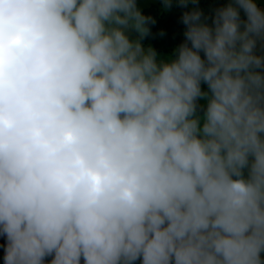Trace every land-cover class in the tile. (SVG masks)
Returning <instances> with one entry per match:
<instances>
[{
  "label": "clouds",
  "instance_id": "clouds-1",
  "mask_svg": "<svg viewBox=\"0 0 264 264\" xmlns=\"http://www.w3.org/2000/svg\"><path fill=\"white\" fill-rule=\"evenodd\" d=\"M208 19L158 61L136 0H0L4 264H264V8Z\"/></svg>",
  "mask_w": 264,
  "mask_h": 264
},
{
  "label": "trees",
  "instance_id": "trees-1",
  "mask_svg": "<svg viewBox=\"0 0 264 264\" xmlns=\"http://www.w3.org/2000/svg\"><path fill=\"white\" fill-rule=\"evenodd\" d=\"M225 2L226 0H198L197 4L189 3L187 7L181 6L178 0H171L170 7L165 4V0L153 3L142 11V15L151 18L147 24L149 33L146 38L153 49L176 53L178 47L185 41L186 25L182 22L183 14L198 7L209 17L208 23L210 24L215 9ZM5 244V238L0 237V264H4ZM136 264L140 262L137 261Z\"/></svg>",
  "mask_w": 264,
  "mask_h": 264
},
{
  "label": "rangeland",
  "instance_id": "rangeland-1",
  "mask_svg": "<svg viewBox=\"0 0 264 264\" xmlns=\"http://www.w3.org/2000/svg\"><path fill=\"white\" fill-rule=\"evenodd\" d=\"M160 0H136L137 3V7L138 9L141 11H143V9L145 7L150 6L153 3H158ZM258 6H260L261 8H264V0H256ZM131 38L133 39H138L139 38V34L136 33L135 31H133L131 33ZM141 43L143 45V47L145 49H148L149 47L152 48V46L150 45L149 41L147 40L146 36L144 38L141 39ZM153 49V48H152ZM155 50V49H154ZM157 53V60L158 61H168L170 59H174L177 53H173L170 51H162V50H155ZM257 54H262L264 55V52L258 51ZM201 55H203L201 53ZM202 90L207 91V85L203 84L201 85ZM200 105L206 106V100H200L199 101ZM200 114L202 115V112H200Z\"/></svg>",
  "mask_w": 264,
  "mask_h": 264
}]
</instances>
